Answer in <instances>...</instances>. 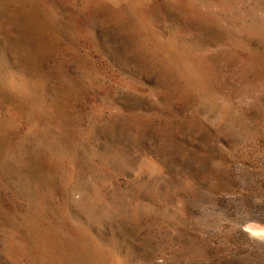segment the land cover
<instances>
[{"label":"rangeland","instance_id":"374dc122","mask_svg":"<svg viewBox=\"0 0 264 264\" xmlns=\"http://www.w3.org/2000/svg\"><path fill=\"white\" fill-rule=\"evenodd\" d=\"M0 264H264V0H0Z\"/></svg>","mask_w":264,"mask_h":264}]
</instances>
